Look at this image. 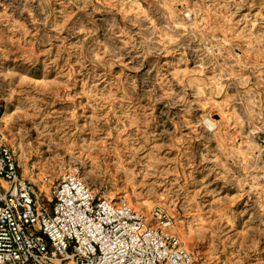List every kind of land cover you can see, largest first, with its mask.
I'll list each match as a JSON object with an SVG mask.
<instances>
[{
	"label": "rangeland",
	"instance_id": "374dc122",
	"mask_svg": "<svg viewBox=\"0 0 264 264\" xmlns=\"http://www.w3.org/2000/svg\"><path fill=\"white\" fill-rule=\"evenodd\" d=\"M0 141L44 207L78 166L188 264H264V0H0Z\"/></svg>",
	"mask_w": 264,
	"mask_h": 264
},
{
	"label": "built area",
	"instance_id": "2783aa9c",
	"mask_svg": "<svg viewBox=\"0 0 264 264\" xmlns=\"http://www.w3.org/2000/svg\"><path fill=\"white\" fill-rule=\"evenodd\" d=\"M172 223L159 208L97 197L78 166L49 187L44 207L0 141V264H188Z\"/></svg>",
	"mask_w": 264,
	"mask_h": 264
},
{
	"label": "bare ground",
	"instance_id": "6f19581e",
	"mask_svg": "<svg viewBox=\"0 0 264 264\" xmlns=\"http://www.w3.org/2000/svg\"><path fill=\"white\" fill-rule=\"evenodd\" d=\"M171 17V16H170ZM73 86V85H72ZM84 94V93H83ZM209 123L210 124H213V122L212 121H210V119H209ZM217 125V124H216ZM212 126V125H211ZM216 127V126H215ZM215 130V129H214ZM248 141V140H247ZM239 142V141H238ZM251 143V142H250ZM232 150H233V148H232ZM231 153V152H230ZM232 154V153H231ZM236 154V153H235ZM243 155V154H242ZM234 157V156H233ZM147 165V164H146ZM26 172V171H25ZM24 172V173H25ZM52 173H54L55 175H57L58 173H59V171H58V169L57 168H53L52 169ZM126 196L128 197V199L131 201V203L133 202V199L131 198V196L129 195V194H126ZM130 206H131V204H130ZM141 206L145 209V212H147L148 213V207H149V203L145 200V201H143L142 202V204H141ZM203 222V221H202ZM175 229V231H176V233L178 234V235H180L181 237H183V234H182V229H181V227H179V228H174ZM185 241V243H187L189 246L188 247H191V245H192V241L191 240H189V239H185L184 240ZM186 245V244H185Z\"/></svg>",
	"mask_w": 264,
	"mask_h": 264
}]
</instances>
